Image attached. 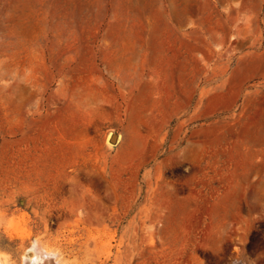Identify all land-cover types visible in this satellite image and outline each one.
I'll return each mask as SVG.
<instances>
[{
	"label": "rangeland",
	"instance_id": "1",
	"mask_svg": "<svg viewBox=\"0 0 264 264\" xmlns=\"http://www.w3.org/2000/svg\"><path fill=\"white\" fill-rule=\"evenodd\" d=\"M0 252L264 264V0H0Z\"/></svg>",
	"mask_w": 264,
	"mask_h": 264
},
{
	"label": "clouds",
	"instance_id": "2",
	"mask_svg": "<svg viewBox=\"0 0 264 264\" xmlns=\"http://www.w3.org/2000/svg\"><path fill=\"white\" fill-rule=\"evenodd\" d=\"M0 264H14L7 253L0 252Z\"/></svg>",
	"mask_w": 264,
	"mask_h": 264
},
{
	"label": "bare ground",
	"instance_id": "3",
	"mask_svg": "<svg viewBox=\"0 0 264 264\" xmlns=\"http://www.w3.org/2000/svg\"><path fill=\"white\" fill-rule=\"evenodd\" d=\"M39 250V249H38ZM35 253V252H34ZM40 253H41V251H40ZM40 253H38V254H40ZM34 255V254H33ZM41 255V254H40ZM40 255H36V257H35V259H33V261H31V262H29V264H40V262H38V260L40 261V260H42V258H41V256ZM44 259V258H43ZM43 264V263H42Z\"/></svg>",
	"mask_w": 264,
	"mask_h": 264
},
{
	"label": "water",
	"instance_id": "4",
	"mask_svg": "<svg viewBox=\"0 0 264 264\" xmlns=\"http://www.w3.org/2000/svg\"><path fill=\"white\" fill-rule=\"evenodd\" d=\"M116 141V136H112L111 142L114 143Z\"/></svg>",
	"mask_w": 264,
	"mask_h": 264
}]
</instances>
